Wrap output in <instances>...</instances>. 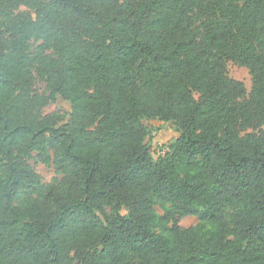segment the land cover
<instances>
[{
  "label": "trees",
  "instance_id": "16d2710c",
  "mask_svg": "<svg viewBox=\"0 0 264 264\" xmlns=\"http://www.w3.org/2000/svg\"><path fill=\"white\" fill-rule=\"evenodd\" d=\"M0 264H264V0H0Z\"/></svg>",
  "mask_w": 264,
  "mask_h": 264
},
{
  "label": "rangeland",
  "instance_id": "374dc122",
  "mask_svg": "<svg viewBox=\"0 0 264 264\" xmlns=\"http://www.w3.org/2000/svg\"><path fill=\"white\" fill-rule=\"evenodd\" d=\"M21 9L27 10L24 7H22ZM226 64H227L228 75L234 79L242 81L245 85L247 93H249V91L251 89V79H250V75L248 73L247 68L243 67V66H238V65L232 63L231 61H227ZM34 88L39 92L44 91V89H45L44 82L36 81ZM52 110H56V111L60 112L61 115L66 118L68 115L69 106L63 98L58 97L55 102H52L43 108V112H49ZM153 123L160 125V123H157V122H153ZM161 125L163 126L162 130H160V132L158 134L156 133V138L159 141V143H163V142L167 141L168 139H170L175 134V131L173 130L172 125H169V124H161ZM152 144H153V146L155 145V147L157 148L158 144H156L154 142H152ZM157 155L158 154L155 151L154 156L157 157ZM33 156H34V154H33ZM28 162L32 166V168L37 173L40 174L41 180L43 183H50L55 178L59 179L61 177L60 174H57L55 172L52 165L41 164L35 158L29 159ZM166 206H168V204H166ZM155 210L160 215L164 214V210L158 205L155 206ZM235 210H236L235 207L228 206V207H226V210H225L226 213L225 214L227 215V217H229V215L232 212H234ZM197 222H198V219L195 216H185V217L179 218V224L184 226V227L194 225ZM207 227H211V226L207 225Z\"/></svg>",
  "mask_w": 264,
  "mask_h": 264
},
{
  "label": "built area",
  "instance_id": "2783aa9c",
  "mask_svg": "<svg viewBox=\"0 0 264 264\" xmlns=\"http://www.w3.org/2000/svg\"><path fill=\"white\" fill-rule=\"evenodd\" d=\"M164 151H166V148L159 150L158 153L164 154Z\"/></svg>",
  "mask_w": 264,
  "mask_h": 264
}]
</instances>
